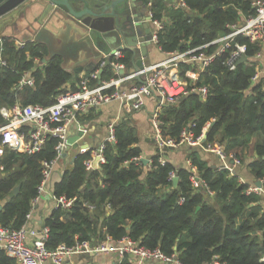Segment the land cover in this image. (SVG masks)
I'll use <instances>...</instances> for the list:
<instances>
[{"label":"trees","instance_id":"obj_1","mask_svg":"<svg viewBox=\"0 0 264 264\" xmlns=\"http://www.w3.org/2000/svg\"><path fill=\"white\" fill-rule=\"evenodd\" d=\"M149 1L153 17L164 24L158 32V45L164 53L203 45L225 34L227 25L255 14L252 0H183L185 7L178 8L166 7L162 0H142L144 5ZM235 41L246 44L244 61L228 70L223 64L227 52L216 56L195 83L208 87L206 99L202 101L196 93H190L165 106L159 116L160 127L163 137L177 139L190 124L195 136L201 134L214 119L203 144L214 142V135L221 130L220 142L226 143V151L244 150L255 136L254 159L249 168L258 180L264 177V92L262 81L252 84L251 78L257 66L252 56L262 47L243 36ZM215 46L205 49V53L214 52ZM46 54L39 42L17 47L12 39H1L0 57L6 64L0 67V108L17 101L21 106L46 107L68 84L75 89L58 56L39 67L35 65L34 59H43ZM131 59L132 53L124 51L121 60L129 65ZM108 67L102 69L105 76H110ZM188 69L195 68L179 66L182 77ZM28 71L33 85L15 91L21 75ZM94 84L91 81L89 85ZM113 134L114 142L105 144V162L98 169L87 170L83 164L91 158L90 152L76 155L71 169L54 184V196L74 200L68 208L57 206L44 219L47 249L82 241L97 244L107 236L115 243L126 236L141 247L159 249L166 256L175 254L181 264H207L214 256L226 264H264L260 261L264 256V197L246 194V184L224 170L208 166L195 147H189L187 160L196 167V176L205 186L192 184L187 167L160 163L158 152L150 157L149 168L143 174V164L134 160L141 151L128 116L114 125ZM55 144L56 140L50 138L32 154L5 151L0 162L1 226L19 229L25 224L42 180L41 161L55 157ZM171 172L178 177L175 188L168 179ZM16 186L19 188L14 193ZM180 197L184 198L182 204L177 203ZM127 263L133 264L129 260ZM0 264H15V260L0 251Z\"/></svg>","mask_w":264,"mask_h":264},{"label":"built area","instance_id":"obj_2","mask_svg":"<svg viewBox=\"0 0 264 264\" xmlns=\"http://www.w3.org/2000/svg\"><path fill=\"white\" fill-rule=\"evenodd\" d=\"M180 7H185L183 0H179ZM251 5L255 8V14L241 19L240 21L227 25L228 31L207 42L203 45L189 48L184 51L166 53L168 56L160 62L143 66V68L134 70L130 74H123L124 65L120 62L123 55V49L114 50L103 59L97 66L90 69L82 76L77 83L75 89H66L59 93L55 102L49 106L43 107L38 104H28L25 106L13 105L11 107H1L0 116L3 122L0 124V162L6 150H12L17 153L32 154L40 151L46 140L54 138L55 157L51 161H41L42 180L37 186V196L33 199H38L41 195H47L57 206L68 208L74 199H65L56 197L46 190V182L50 176L52 165L60 157L61 154L69 147L67 143L68 127L76 124L85 131L82 125L77 123L81 116H86L93 108H97L102 104H107L112 101H119L123 106H129L133 111L139 110L144 104L145 98H154L156 107L152 113V127L154 130V142L157 148L162 153L167 148H178L187 146L191 148H199L202 151L210 152L225 163L218 170H224L229 176L234 173V168L240 164L239 158L233 154L226 152L221 145L214 143L203 144V133L195 136L189 125V128H184L177 139L163 137L160 125L162 124L159 116L162 107L169 104H174L180 98L187 96L190 93H196L200 100H205L208 96V87L196 86V81L199 71L200 73L212 63L216 56L227 52L223 64L228 70H234L239 58L244 55L247 50L246 44H240L235 41L237 36L246 37L250 43L259 46L264 45V0H252ZM178 7V6H177ZM150 24L154 29L151 33V41L158 44V32L163 29V22L154 18L151 11L148 14ZM215 46L212 53H205V49L210 46ZM261 50L256 52L252 59L259 61ZM109 63L113 76L108 80H101L100 74L106 64ZM181 64L192 65L194 69H188L182 77L179 72ZM0 65H5V62L0 61ZM257 73L255 72L251 80L255 81ZM189 80L192 82L190 83ZM91 81H95L94 85H89ZM33 80L22 79L19 86L28 84L31 85ZM125 85L123 89L121 86ZM113 124L108 126V135L100 143L98 148L90 151L91 158L83 161L87 170L98 169L105 162L103 157V149L106 143L114 142ZM82 150L81 153H85ZM97 158L96 167L92 166L94 159ZM138 161L137 159H134ZM160 163L163 159L159 158ZM189 161V160H188ZM229 161V162H228ZM1 167V166H0ZM2 169V167L0 168ZM190 180L192 184H205L195 175L193 167L190 168ZM175 176L174 172L169 174L168 179L171 181ZM259 183V186L256 185ZM209 195L213 193L207 191ZM246 194L254 193L264 197V177L255 181L254 184L248 185L245 189ZM32 201V202H33ZM184 198L180 197L177 200L178 204H182ZM91 209L93 206H89ZM30 214L26 215V221ZM48 228L41 226L36 231L34 228H29L23 224L19 229H11L0 225V251L15 260V264H65L66 261L76 256H97L103 254H114L119 259L114 264H128V260L133 264H146L150 261H156L162 264H181L175 257V254L170 256L164 255L159 249H147L138 245L137 242L128 237H122L119 245H113L108 242L109 237H106L100 243L82 241L75 242L72 246L64 244L58 245L50 250L45 247ZM127 256V258H126ZM264 261V256L260 259ZM207 264H226L220 261L217 256Z\"/></svg>","mask_w":264,"mask_h":264},{"label":"crops","instance_id":"obj_3","mask_svg":"<svg viewBox=\"0 0 264 264\" xmlns=\"http://www.w3.org/2000/svg\"><path fill=\"white\" fill-rule=\"evenodd\" d=\"M162 1H164V4L166 5V7L178 8L181 6V3L179 2V0H162ZM140 3H142V6H144V7L136 6V8L134 9L136 14L145 11L146 16H148L150 11L152 13L151 1H149L146 5L143 4L142 0H140ZM150 27H151V31H150V35H151L154 27L151 24H150ZM47 32H48L47 34L43 35V39L46 42H48V44L41 43L46 48L47 54L43 59H34V63H35V65H37V67L45 64L47 59H49L48 58V52H49L48 46L50 47V49H52L53 51H55L57 53V51H59V49H61L62 46H64L66 49L70 43L76 41V39H77V35H75L73 31H67L66 32L64 27H58V25L53 26L51 24H47ZM44 40H43V42H44ZM13 42L17 47H22L24 45V44H19L14 39H13ZM150 42L151 43L149 45H147V52H146L145 56L142 57L143 62H145V60H147V64L144 63L145 66L154 64L156 62H160L168 56L166 53L161 51V49L159 48V45L157 43H154L151 40H150ZM111 45H112L111 46L112 49H109L106 54L100 55V57H98V59H96V58L94 59V56L87 55L84 52H79L78 55H76V57L73 54V58H72V54H68L66 56V60L62 56H59V55H54V56H58L60 58L62 68L68 74L71 75V81L74 84V87H76L77 86V84H76L77 79L80 80V78L82 76H84L87 72H90L89 71L90 69L95 67V65L97 66V64H99L101 62V60L103 59V56H107L109 53H112L114 50H118V49H113V46H115L116 43H113ZM124 51H130L132 53V59H131L129 65H126L121 60L124 57ZM122 53H123V55H122V58L120 59V62H122L124 65L123 74H130L136 69V68L134 69V61H135L134 54H133L132 50L124 49V48H123ZM86 55H87L88 61L84 64L85 69L82 70L81 72H74L73 69L75 68V66L80 64L79 62H81V61H79L80 57L86 56ZM42 60H45V61L41 62ZM0 61L5 62L4 60L1 59V57H0ZM107 61L108 60H106V62ZM90 65H92V66H90ZM1 66H5V65H0V67ZM105 66H109V63L105 64ZM108 68L110 70V72H109L110 76H105V74H102V72H101V74H100L101 80H108L113 76L110 66ZM196 72L198 73V76H197V79H198L200 77L199 76L200 72L199 71H196ZM255 72L257 73V78L255 79V81H251V82L253 84L254 82H256L258 80L262 81V83H263L262 90L264 92V45L261 48V57H260L259 61H257V66L255 67ZM22 79L33 80L29 71L23 72L20 80L18 81L17 85H15V87H14L15 91H20L22 89V87H24V86H32L33 85V83H32L31 85L24 84V85L19 86V82ZM200 80H202V78H200ZM189 82L191 83L192 81L189 80ZM95 83H97V82H95ZM126 84L127 83L122 85L121 89H123ZM64 89L65 90L71 89L70 84H68ZM248 93L249 92L246 91V94H248ZM15 104L20 105L18 103V101L16 103H14V105ZM8 107H11V106H7L6 108H8ZM155 107H156V101L154 98H145L142 108L139 110H135V111L131 110L129 108V106H127V105L123 106V104L119 103V101H112V102H109L107 104H102V105L98 106L97 108H93L91 111L88 112V114L86 116L79 117L77 120V123H79V125H82L83 128L85 129L86 133L89 134V136H91V138H90L91 140H88L87 142L92 144L93 148H95L99 142H102L107 137L108 126L110 124H113V125L117 124L122 119V117H124L126 115L129 117L130 122H132V125L134 126V128L136 130V135L138 137L137 146L141 151V154H140V157L138 158V161L140 162V158H142V157L148 159L147 163L143 164V168H144L143 174H145V170L147 168H149L150 157L157 154V152H158L159 158H162L164 162L168 161L169 163H171L176 168L187 167L188 169H190L191 167H193V170L195 171V175H196V167H194L193 165L191 166L190 161L187 160V153H188L189 147L183 145V146H180V147L175 148V149L167 148L162 153L159 152L160 150L157 148L156 143L154 142V130H153L152 123H151L152 113H153V110ZM163 108L164 107H162L161 112H162ZM213 122H214V119L211 120V123H213ZM208 127H210V125H208V124L204 126V128L202 130L203 134L207 133ZM79 128H80V126H79ZM68 129H69L68 130L69 136L73 135L75 132H77L76 124L70 125L68 127ZM221 138H222V132H221V130H219L214 135V142H212V143L217 144V145H221L223 147V149L225 150L224 146L226 143L220 142V141H222ZM255 140H256V137L253 136L250 139V142L248 143V147L244 148V150H242V151H240V150L226 151L225 150L226 152H228L229 154H233L234 156H236L240 160V164L234 168V173L231 176L235 177L238 182L246 184L247 186L254 184L255 181L257 180L256 178H254V176L252 175L250 168H249V163L254 159L252 149H253V145L255 143ZM196 150L199 153L200 160L204 161L208 166L215 167L216 169H218L219 167L225 165V163L223 161L219 160L217 155L210 153V152L202 151L199 148H196ZM87 152H90V150ZM75 153L76 152L69 146L63 152V154H61L60 157L54 162V164L52 165L50 176L46 182V190L48 193L52 194L54 184L59 181L63 172L71 169L72 163L74 161L73 159H75V157H76ZM81 154H83V153H81ZM159 158H158V161H159ZM54 208H56V203L53 200H51L47 195H41L38 199L34 200L31 204V209L29 212L30 216H29L28 220L26 221L27 227L34 228L36 231H38L41 228V226L44 225L43 224L44 219L49 216V214L51 213V211ZM108 212H110V210H108ZM120 240L113 243L112 239L109 237L108 242L110 244H113V245H119ZM74 259H77V262L75 264H83L85 262H86V264H89L91 262H96V263L118 262L119 258L114 254H103V255H97L94 257H91V256L75 257V258H72V259L66 261L65 264H74V261H75ZM46 264H49V263L47 262ZM146 264H162V263H159L156 261H150V262H147Z\"/></svg>","mask_w":264,"mask_h":264},{"label":"water","instance_id":"obj_4","mask_svg":"<svg viewBox=\"0 0 264 264\" xmlns=\"http://www.w3.org/2000/svg\"><path fill=\"white\" fill-rule=\"evenodd\" d=\"M136 6H142L140 0H0V50L1 39L5 37L14 39L19 44L32 40L48 44L43 39V35L48 33L47 24L58 25L64 27L66 32L73 31L77 39L66 49L62 46L57 53L47 45L48 58L59 55L66 60L68 54H72L73 58V54L76 57L79 52H84L98 59L112 49L111 44L116 43L113 49L132 50L135 58L134 69L137 70L144 66L142 57L147 52V45L151 43V27L150 18L145 11L136 14ZM87 55L80 57L81 62L75 66L74 72L85 69ZM243 61L244 55L239 58L238 63ZM212 125L213 123L210 124ZM76 128L77 132L67 139L76 155L81 154L82 149L87 152L100 146L101 142L93 148L87 142L91 140V136L79 126ZM205 137L204 133L203 139ZM147 161V158H140L142 164ZM96 163L97 158L92 163L94 168ZM171 182L175 188L178 177L175 176ZM256 185L259 186V183L256 182ZM18 188L16 186L13 192L16 193Z\"/></svg>","mask_w":264,"mask_h":264},{"label":"rangeland","instance_id":"obj_5","mask_svg":"<svg viewBox=\"0 0 264 264\" xmlns=\"http://www.w3.org/2000/svg\"><path fill=\"white\" fill-rule=\"evenodd\" d=\"M149 45V44H148ZM145 64H147V60H145V62H144ZM166 150V149H165ZM76 263V261H74V264ZM84 264V263H83Z\"/></svg>","mask_w":264,"mask_h":264}]
</instances>
